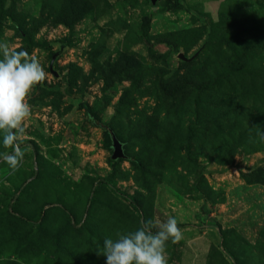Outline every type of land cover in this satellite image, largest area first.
Instances as JSON below:
<instances>
[{
  "label": "rangeland",
  "instance_id": "374dc122",
  "mask_svg": "<svg viewBox=\"0 0 264 264\" xmlns=\"http://www.w3.org/2000/svg\"><path fill=\"white\" fill-rule=\"evenodd\" d=\"M0 264H264V0H0Z\"/></svg>",
  "mask_w": 264,
  "mask_h": 264
},
{
  "label": "water",
  "instance_id": "95a60500",
  "mask_svg": "<svg viewBox=\"0 0 264 264\" xmlns=\"http://www.w3.org/2000/svg\"><path fill=\"white\" fill-rule=\"evenodd\" d=\"M181 58V57H180ZM112 159L117 160L124 157L122 144L112 135Z\"/></svg>",
  "mask_w": 264,
  "mask_h": 264
},
{
  "label": "trees",
  "instance_id": "16d2710c",
  "mask_svg": "<svg viewBox=\"0 0 264 264\" xmlns=\"http://www.w3.org/2000/svg\"><path fill=\"white\" fill-rule=\"evenodd\" d=\"M104 129H105V132H106V133L110 130V129L107 128V127H105ZM113 136H114V135H113ZM115 138H116V136H115ZM116 139H117V138H116ZM111 140H112V137H111ZM117 140H118V139H117ZM118 141H119V140H118ZM111 142H112V141H111ZM119 142H120V141H119ZM120 143H121V142H120ZM121 144H122V143H121ZM122 147H123V145H122ZM124 155H125V154H124ZM124 157H125V156H124ZM124 157H123V158H124Z\"/></svg>",
  "mask_w": 264,
  "mask_h": 264
}]
</instances>
